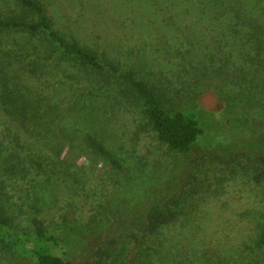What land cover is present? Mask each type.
<instances>
[{"label": "rangeland", "instance_id": "obj_1", "mask_svg": "<svg viewBox=\"0 0 264 264\" xmlns=\"http://www.w3.org/2000/svg\"><path fill=\"white\" fill-rule=\"evenodd\" d=\"M36 1L61 36L119 72L132 70L167 111H192L201 133L188 149L171 150L118 73L91 71L49 51L34 67L16 54L23 33H1L0 210L12 227L29 229L36 216L54 233L51 250L64 264L91 260L95 244L111 253L101 264H239L243 241L264 222V178L254 181L260 166L252 161L264 154V49L229 29L224 14L208 11L213 0ZM7 12L35 18L0 0V16ZM58 101V137L28 149L16 137L20 118L28 116L24 125L32 128L35 106ZM84 132L113 152L120 170L90 159ZM238 152L250 160H231ZM169 198L180 208L175 220L140 237L147 206ZM0 264L33 263L0 250Z\"/></svg>", "mask_w": 264, "mask_h": 264}, {"label": "trees", "instance_id": "obj_2", "mask_svg": "<svg viewBox=\"0 0 264 264\" xmlns=\"http://www.w3.org/2000/svg\"><path fill=\"white\" fill-rule=\"evenodd\" d=\"M13 1L21 8L32 10L35 13L33 20L15 15L12 12L0 16V34L6 32L23 33L21 36L23 48L22 50L17 49V56L27 57L32 61L34 67H37L42 52L49 51L62 54L75 64L91 71L118 73L124 90L136 102L141 103L140 110L145 116L150 129L155 132L156 138L171 150L182 151L188 149L189 145L200 135L201 129L197 125L192 111L181 109L167 111L162 107L160 99L154 94L150 86L143 79L137 78L132 70L119 72L111 63L101 61L94 53L82 48L74 39L61 36L48 20L43 7L36 0ZM213 1L216 4L208 6V11L212 13L215 9L216 13L224 14L228 20L229 29L242 31L245 34L244 39L252 40L257 47L264 49V0ZM38 34L42 36V39L33 40L32 37ZM31 41L33 42L30 45L31 48H29V42ZM26 49H31L33 52L29 54ZM42 59L45 60V57ZM29 71L30 69L27 66L24 75L27 74L30 77L31 73ZM50 73L52 74L53 71ZM34 82L39 84L40 81L36 78ZM88 93L94 94V91L89 90ZM62 105L59 101L46 107L36 105L33 111L34 114H32L35 116H30V121L34 124L32 128H26L24 125V121L28 120V116H25V120L20 118V124L17 127L15 126L17 130L16 137L19 141L29 144L28 149L33 150L32 148H38L35 144L45 143L46 138H57L56 132L60 128L55 127L57 117L53 122L52 114L56 113L55 108H57V112L63 111ZM47 117L50 118L52 124H48ZM20 130H24V133H21ZM82 137L90 151V159H103L116 169H121V165L113 152L95 135L84 132ZM30 144L33 145L30 146ZM30 154L34 160L38 159L36 155ZM237 155L250 160L248 154L242 152L232 155L230 159L232 160ZM252 161L260 166L259 170L253 175V179L254 181H260L264 178V154L257 155ZM40 164L43 165L41 162ZM179 209L178 201L173 198L166 199L161 205L147 206L143 215L144 224L139 232L140 237L146 238L153 235L160 228L174 221L180 213ZM128 237L140 244V238L134 232H130ZM249 240L243 241L242 253H245L237 261L239 264H264V222L258 225L256 234ZM110 241L112 242L113 239ZM55 242L54 233L46 228L36 216L32 215L30 217L29 229H14L7 215L0 210L1 251L25 254L32 260L33 264H64L63 258L51 250V246ZM149 248V246L146 247V249ZM92 251L94 257L85 261L84 264H101L102 260L105 261L111 254L99 244H95Z\"/></svg>", "mask_w": 264, "mask_h": 264}]
</instances>
